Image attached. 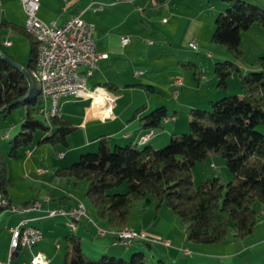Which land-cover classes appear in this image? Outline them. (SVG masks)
<instances>
[{"label":"crops","instance_id":"0c3cea01","mask_svg":"<svg viewBox=\"0 0 264 264\" xmlns=\"http://www.w3.org/2000/svg\"><path fill=\"white\" fill-rule=\"evenodd\" d=\"M250 1L264 7V0ZM97 2L103 3V7L93 10ZM224 8V0H40L37 15L44 21H55L61 25L70 15L82 11L80 16L94 23L96 49L107 56L99 60V67L87 78V84L102 85L105 88L107 85L104 84L112 85L114 89L108 88L106 91L113 94L115 102L112 114L107 117L103 112L102 102L98 99L73 95L62 97L57 113L76 126L68 134L67 144L63 145L67 146L66 150L59 148L57 144L50 146L49 142H33L26 148H19L15 156L8 155L10 146L5 152L0 149L6 159L7 176L11 180L8 187L10 202L17 205L33 200L41 202L39 209L19 213L8 209L0 210V264H28L37 251L46 255L47 264H59L64 255L62 259H58V249L65 243L66 234L75 232L81 242L86 238L85 232L88 233L93 228L90 224V212L93 209L91 205L87 206L86 197L83 195L86 182L58 176L55 170L77 160L82 148L89 144H98L100 136L106 137L109 144H136L139 135L144 131L140 117L159 105H165L168 111L169 99L166 98V93L172 90L173 78L180 77L179 68H190L185 65L188 62L199 65L191 54L199 55L202 52L207 64L209 59L216 62L229 58L224 45L211 41L214 18ZM25 18L20 0H0V49L14 61L18 57V51L6 35L10 34L18 39L19 35L25 36L14 27H24ZM254 27L252 24L241 34L240 47L244 51L237 62L243 71L259 69L257 58L264 54V44H256L257 51L253 53L251 61H248L249 64L243 61L245 37L250 35L252 29L260 34L264 33V30ZM122 36L129 38L124 45L121 43ZM6 40L10 43L5 44ZM190 41L195 42L196 49L189 45ZM198 68L199 66L196 70ZM198 72L199 77L194 80L195 83L191 77L183 80L180 77L182 84L176 99H179L182 92L183 97L179 102L183 105V111L191 107H207L209 100L217 98L216 96L239 92L240 87L234 81L235 74L228 79L225 89L221 90L214 75L206 81L209 75H205L204 69ZM142 84L152 85L154 91L147 92ZM204 84L206 88L203 90ZM125 93H130L126 99ZM178 104L170 103V106L173 105V111L169 113L171 118L164 123L161 130L154 129V134L144 145L160 147L168 141L171 133L187 127L188 116L186 120L180 119L181 123L177 124L181 114ZM141 105L144 107L135 111ZM22 119L23 117L21 121ZM261 130L264 132V126ZM72 133L79 134L77 142L71 140ZM3 134L2 137H5ZM60 152L62 155H59ZM77 201L87 207L86 216L89 219L81 218L74 228L67 226L66 216H48L44 213L48 208L70 207ZM23 217L31 218V222L42 229L43 238L30 248L11 250L10 229ZM98 224L103 226L101 221ZM95 226L101 228L99 225ZM184 233L182 249L189 250L185 230ZM213 245L211 247L217 250L209 253L199 251L197 245L194 248L197 254L202 253L208 259L213 257L210 264H263L264 218L257 220L254 231L248 236L239 239L230 232L225 239ZM101 249L106 252L109 247ZM138 249L142 250L140 247ZM171 249L176 251L177 248ZM180 251L185 255L190 253ZM170 253L169 250L167 255L175 263L163 258L169 263L199 264L193 258H176L170 256Z\"/></svg>","mask_w":264,"mask_h":264},{"label":"trees","instance_id":"16d2710c","mask_svg":"<svg viewBox=\"0 0 264 264\" xmlns=\"http://www.w3.org/2000/svg\"><path fill=\"white\" fill-rule=\"evenodd\" d=\"M224 2V10L214 18L211 41L224 45L229 58L216 61L213 71L219 87H226L228 79L237 74L241 95L225 94L209 100L207 107H191L189 130L171 133L164 146L137 142L111 146L106 137L100 136L96 151L81 153L77 160L55 170L58 176L86 181L84 196L111 230L128 225L132 207L139 200L154 201L157 207L165 203L182 221L187 240L196 243L220 242L230 232L241 239L255 229L258 213L264 206V132L257 129L264 124V54L257 58L259 69L243 71L237 61L243 54L242 31L255 23L264 28V7L250 0ZM14 27L30 41L29 58L22 65L29 72L33 87L26 96L29 89L26 76L0 56V107L22 97L11 108L25 106L21 128L10 140V156L31 145L39 131L42 136L37 142L66 145L68 134L76 129L58 113L48 121L38 116L42 98L34 76L37 41L24 27ZM185 65L193 68L194 78L198 79V65L194 62ZM104 85L114 89L112 85ZM142 85L147 92L154 91L152 85ZM170 118L166 106L159 105L141 116L140 121L144 131L154 132ZM213 152L225 159L232 178L223 183L219 176L209 175L195 185L193 165ZM123 182L125 191H111ZM10 185L6 159L0 151V194L8 198ZM140 241L148 246L153 244ZM122 256L104 252L93 259L84 252L80 237L71 231L65 236L62 264H150L140 249L129 259ZM156 264L172 263L158 258Z\"/></svg>","mask_w":264,"mask_h":264},{"label":"rangeland","instance_id":"374dc122","mask_svg":"<svg viewBox=\"0 0 264 264\" xmlns=\"http://www.w3.org/2000/svg\"><path fill=\"white\" fill-rule=\"evenodd\" d=\"M256 26L260 30H264L263 27H261L258 24H253V27ZM255 28V27H254ZM245 32L242 31V33ZM244 34V33H243ZM1 37V35H0ZM6 37L11 40L14 43V46L16 47L18 51V57L15 58V61L19 63H26L29 58V52H30V41L27 37L23 35H19V39L7 34ZM244 44H245V55L243 61H251V58L253 57V53L257 51L256 49V44L259 46H262L264 44V33L260 34L258 32H255V29H252L250 31V35L245 37L244 39ZM244 51V50H243ZM263 53V52H262ZM193 59L197 62H199V70L204 69L205 75H209L206 78V81L211 78L212 75H214V63L215 61H211L210 59L208 60V64L206 62V58L204 57V54L201 52L199 55L198 54H191ZM243 55V54H242ZM255 55V54H254ZM242 57V56H241ZM249 64V62H248ZM180 77L183 79L191 77V80H193V83L195 78L193 74V68H186V67H180ZM205 80V79H204ZM234 81L236 84L239 86V81H238V75L235 74V79ZM206 88V85L204 84L202 86V89L204 90ZM221 90H224L225 87H220ZM107 89V88H106ZM180 89V88H179ZM172 90L170 92L166 93V98L169 99V104H168V113H172L173 111V105L174 102H178V109L180 111V116H178L179 121H177V124L181 123V120L185 119L188 116L189 118L191 115L189 114V109L187 111H183V105L180 104L179 100L183 97V93L181 92V95L179 99H176L172 96ZM112 94V93H111ZM130 93H125L124 99H126L129 96ZM237 94L241 95L242 91L239 88V92H230V94ZM113 95V94H112ZM163 95V93H162ZM223 96H216L218 99ZM170 103H173L172 106H170ZM185 108V107H184ZM184 113V114H183ZM25 114V106L24 105H17L13 108L10 109V111H6L5 113L0 112V149L5 152L8 147L10 146V140L15 136V134L20 130L21 128V118ZM184 115V116H182ZM181 119V120H180ZM264 125L260 124L257 126V129H262ZM161 127L155 128V130H161ZM189 130V119L187 120V127L184 128V130H181L183 132H186ZM7 132V133H5ZM7 134L5 137H2V134ZM3 134V135H4ZM41 136V131H39L36 135V139L34 142H37V139ZM71 140H74L77 142L79 140V134L77 133H72ZM169 141V139H168ZM168 141L166 143H168ZM165 143V144H166ZM59 148L66 150L67 146H63L60 143H56ZM163 144L162 146H164ZM52 144L50 143V146ZM111 146H114V142L110 144ZM141 147V146H140ZM161 147V146H160ZM98 149V144H89L86 145L82 148L81 153L87 152V151H96ZM78 154L77 159L79 158L80 154ZM209 175H217L220 177L221 181L223 183H227L231 178L232 175L229 172L226 161L225 159L216 152L211 153L208 157H206L204 160L196 161V163L192 167V177L195 185H198L199 182L206 176ZM82 182H86L83 180ZM126 189V182L121 183L111 191L115 192H123ZM84 195V194H83ZM85 203L88 205H91L90 202L88 201L87 198H85ZM89 207V206H88ZM261 207V209H263ZM7 209L6 207L1 208L0 210ZM87 209V207H86ZM90 217L92 222L90 223L93 228L91 227V230L86 233L85 232V239L82 241V247L84 252L87 253V255L93 259H96L100 256L101 251L104 250L101 248L109 247V249L106 250V254L108 255H118L122 256L125 259H129L131 254L139 250L138 247H140L145 255L146 258L148 259L150 264H156L158 258H164L166 260L173 262L171 258H169L167 253L170 250V256H174L176 258H193L196 260L199 264H210L213 260V257L207 258L205 257L204 254H197L194 246L197 245L199 248V251H206L209 253L210 251H216L217 249H213L211 246H214L213 244L215 243H199L196 244L191 240H187V246H189L188 252L189 254L185 255L181 253L180 250L182 249V244H184L185 240V233H184V225L182 221L179 219V217L172 211L170 207H168L165 203H162L158 207L154 203V201L147 202L146 200H139L136 201L132 207V212L128 221V225L132 226L136 232L143 233L147 235L148 238H157V239H166L170 241V247L166 246L162 243H153L150 246H148L146 243L143 241H135L132 245H125L121 243H114L113 238L111 237L112 231L111 228L107 225L106 222L102 221L97 213L95 211L90 212ZM264 218V209L260 210L258 213V219ZM20 219V218H19ZM18 219V220H19ZM98 223V221H101V224L103 225V229L107 230L108 233L110 234H105V235H100L96 231V226L94 223ZM18 222V221H17ZM257 223V222H256ZM125 226V225H124ZM123 227V226H122ZM95 229V230H94ZM171 247H175L176 251L172 250ZM99 251V252H98ZM64 255V244L61 245V248L58 249V259H62ZM218 259V258H217ZM216 259V260H217ZM215 260V259H214ZM264 260V258H263ZM227 261V260H226ZM222 262H225L224 260ZM59 264L63 263V259L58 262ZM51 264V262H50Z\"/></svg>","mask_w":264,"mask_h":264},{"label":"built area","instance_id":"2783aa9c","mask_svg":"<svg viewBox=\"0 0 264 264\" xmlns=\"http://www.w3.org/2000/svg\"><path fill=\"white\" fill-rule=\"evenodd\" d=\"M20 1L26 15L24 26L29 28L31 32H35L37 41H40L38 61L45 74V80H47L46 98L43 100L41 107L38 108V116L40 117V113L47 112L54 102H60L62 97L70 95L98 99L102 102L104 114L107 117L110 116L115 99H110V93L106 91L104 86H89L87 84V78L99 67V60L107 56L106 53H101L96 49L94 23L82 18L80 16L82 11L70 15L61 25L56 24L55 21H44L37 15L40 0ZM102 7L103 3L102 6L94 5L93 10H99ZM128 40V36L121 37L123 45ZM4 43L9 44L10 42L6 40ZM189 45L194 49L197 48L194 41H190ZM51 84H58V91H51ZM181 84L182 80L180 77H175L171 81L172 96L174 98L178 96ZM153 134L152 130L144 131L139 135L138 142L148 141ZM27 152L29 153V150ZM59 155H62V153L60 152ZM40 205V200H33L19 205L10 202V206L7 209L11 212L19 213L20 211L39 209ZM44 213H48V216L71 214V216H74V225H77V221L83 217L89 219L81 210L79 201L70 207L56 206L48 208ZM21 222L18 221L16 224ZM96 231L100 235L110 234L107 230L99 227H96ZM12 234L13 227L10 229V235ZM42 238L43 231L27 230L19 244L20 248H30ZM113 240L125 245H130L134 241L146 240L170 246L169 240L148 238L147 235L136 232L134 229L121 233V235H113ZM183 250L188 252L187 248ZM47 262L46 255L41 251H37L32 255L28 264H47Z\"/></svg>","mask_w":264,"mask_h":264},{"label":"bare ground","instance_id":"6f19581e","mask_svg":"<svg viewBox=\"0 0 264 264\" xmlns=\"http://www.w3.org/2000/svg\"><path fill=\"white\" fill-rule=\"evenodd\" d=\"M95 6H102L101 2H97ZM26 31L37 41L36 33L31 32L29 28H26ZM37 59H36V69L34 70V76L38 82L39 90L41 93V104L43 103V100L46 98V89H47V80H45V74L43 73V69L41 67L40 62L38 61V50L40 48V41H37ZM51 91H58V84H51ZM110 99H113V95L110 94ZM41 104L39 108L41 107ZM59 108V102H54L51 107L48 109L47 112L40 113V116L45 120L48 121L51 115H54L57 113ZM7 134H4L3 136H6ZM144 142H138V144H144ZM10 201L7 197L0 194V209L4 207H9ZM79 206H81V210L86 215V208L82 202H79ZM48 214V213H47ZM68 218L67 224L70 225L71 228H74V216H71V214H64ZM19 221H22L20 224H16L13 226V234L10 235V248L11 250H14L16 248H20V242L23 239V235L26 234L27 230H37L42 231V229L31 222V218L29 217H23ZM100 228V227H99ZM134 228L130 225H125L124 227L118 229V230H110L115 235H121V233H125L126 231H131ZM105 230V229H104Z\"/></svg>","mask_w":264,"mask_h":264},{"label":"water","instance_id":"95a60500","mask_svg":"<svg viewBox=\"0 0 264 264\" xmlns=\"http://www.w3.org/2000/svg\"><path fill=\"white\" fill-rule=\"evenodd\" d=\"M155 1H156V2H162V1H164V0H155ZM0 56H2V57H3V58H4L9 64H11V65H13L14 67L20 69V70L24 73V75L26 76V78H27V80H28V82H29V89H28V92L26 93V96H28V95L30 94L31 90H32V87H33V80H32V78H31L29 72L26 70L25 66H23V65H22L21 63H19V62L14 61L12 58H10L9 56H7V54H5V52H3L1 49H0ZM22 99H23V97L17 99V100L14 101V102L8 103V104H6V105L0 107V112H3V111H5V110H7V109H10L11 106H13V105L16 104V103H19Z\"/></svg>","mask_w":264,"mask_h":264}]
</instances>
